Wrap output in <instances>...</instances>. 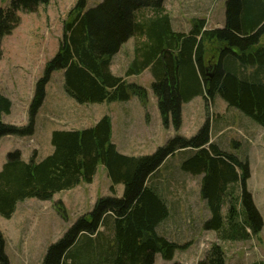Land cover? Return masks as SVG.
Masks as SVG:
<instances>
[{"label": "trees", "instance_id": "1", "mask_svg": "<svg viewBox=\"0 0 264 264\" xmlns=\"http://www.w3.org/2000/svg\"><path fill=\"white\" fill-rule=\"evenodd\" d=\"M50 1L12 0L9 7H0V57L2 39L21 23L20 13L35 11ZM163 4L164 0H103L88 7L87 0H78L64 20L56 55L36 82L28 124L3 120L13 102L2 92L0 81V138L35 133L47 85L60 69L66 94L77 103L138 97L147 109V88L129 77L149 68L166 125L173 123L179 129L182 105L202 94L206 101L221 97L264 127V0H226L222 27L207 29L205 19L198 18L187 33L173 29ZM145 9L155 14L144 17L140 12ZM132 37L139 39L135 55L124 73L116 74L111 69L113 59ZM112 133V117L106 113L89 127L54 130L53 151L41 159L36 151L29 160L21 149L8 152L0 170V214L4 217H12L18 203L27 198L48 200L82 182L92 183L99 164L112 182L113 194L99 196L89 212L52 242L42 264H155L157 254L173 260L182 245L158 231L170 217V206L159 185L149 179L170 155L187 149L192 151L182 169L202 175L200 193L211 212L204 228L217 231L224 240L248 239L262 229L261 214L247 188L249 159L212 139L210 118L195 135L176 134L150 154L121 152ZM121 183L124 192L117 196L116 186ZM63 204L56 203L59 213H65ZM5 247L0 231V264H10ZM197 264H228L224 248L212 245Z\"/></svg>", "mask_w": 264, "mask_h": 264}, {"label": "rangeland", "instance_id": "2", "mask_svg": "<svg viewBox=\"0 0 264 264\" xmlns=\"http://www.w3.org/2000/svg\"><path fill=\"white\" fill-rule=\"evenodd\" d=\"M11 1L0 0V7H9ZM77 1L51 0L48 4H41L35 11L21 12V23L2 39L1 89L13 102L11 113L3 116L5 122L28 124V110L36 82L43 75L47 61L56 55L63 39L64 20ZM101 1L87 0V6H96ZM163 6L171 17L173 29L179 32H189L193 20L198 18L205 19L207 29L222 27L226 21V0H164ZM140 13L144 17L155 14L151 9ZM136 43H139V39L132 37L123 44L116 57V73L123 68L124 63L127 67L133 59ZM154 80L150 69L130 80L147 88V109L138 97L112 105L108 102L81 104L75 100L73 103L69 98L68 103L64 70L54 71L46 88L47 99L36 117L35 133L0 138V170L9 151L21 149L26 160L36 151L37 158L41 159L52 152L53 146L49 142L52 129L89 127L96 117L101 118L108 111L114 117L116 141L123 149L129 147L127 152L136 155L153 153L176 134L191 137L210 118L212 139L223 148L249 159L247 188L261 214L262 229L259 233H251L248 239L238 240H224L217 231L205 229L204 222L211 212L200 193L202 175L182 169V162L190 155L191 149L177 151L164 161L149 182L159 185L170 206V217L159 225L158 231L182 247L171 261L157 254L155 264H197L206 257L214 244L224 248L228 264H264V127L242 115L238 109L229 107L221 97L206 101L202 94L191 103L182 105V126L179 129L173 123L166 125L158 107L159 98L154 93ZM59 104L64 107V112L54 109ZM125 108L131 109V123L126 122ZM71 117H81L82 120L76 122ZM111 184L104 165L99 164L92 183L82 182L72 189L55 193L48 200L27 198L18 203L16 212L10 218L0 214V231L6 240L5 250L10 264H42L52 242L62 237L80 215L89 212L99 196L113 194ZM116 190L117 196H122L124 184H118ZM58 201L64 203L65 213H59L56 205ZM227 207L226 204L223 208L224 214Z\"/></svg>", "mask_w": 264, "mask_h": 264}, {"label": "crops", "instance_id": "3", "mask_svg": "<svg viewBox=\"0 0 264 264\" xmlns=\"http://www.w3.org/2000/svg\"><path fill=\"white\" fill-rule=\"evenodd\" d=\"M120 53V52H119ZM119 53L117 54V55H119ZM117 55L114 57V59H113V64H112V66H111V68H112V71L114 72V73H116V70H115V63H116V57H117ZM126 66H125V63L123 64V68H121V70L118 72V73H116V74H120V75H122L123 73H124V71H125V68ZM149 71V68L148 69H146L145 71H143L141 74H143V73H145V72H148ZM141 74H139V75H141ZM136 76V75H135ZM135 76H131V77H129V80H131V78H133V77H135ZM67 97V101H68V103H70V101H69V99L74 103V99H72V98H70L68 95L66 96ZM69 98V99H68ZM135 97H132L131 99L133 100ZM196 98V97H195ZM195 98L194 99H192L189 103H191L193 100H195ZM46 99H47V97H46ZM130 99V100H131ZM141 102V101H140ZM116 102H114V103H110L111 105L112 104H115ZM119 103V102H118ZM142 104V103H141ZM184 104H186V103H184ZM143 105V104H142ZM142 105H141V107H142ZM54 109L55 110H57L58 112H64V107H62L60 104L59 105H55V107H54ZM140 109L141 108H139L138 109V111H140ZM12 111V110H11ZM125 112H126V117H127V119H126V122L127 123H131L132 121H133V119L131 118V109L130 108H125ZM111 117H112V124H113V133H112V140L116 143V145H117V147H118V149L121 151V152H123V153H126V154H134V153H130V152H127L126 150L129 148V147H127V149H123L122 147H120V145H119V143L116 141V131H115V122H114V117H113V115H112V113L110 112V111H108L107 112ZM138 113V112H137ZM72 119L71 120H73V121H76V122H78V121H81L82 119H81V117H71ZM100 118L99 117H96L94 120V123L93 124H95L98 120H99ZM142 121V120H141ZM149 122V121H148ZM55 129H52L51 130V133L54 131ZM51 136H52V134H50V136H49V142H50V144H51ZM51 150L53 151V148H51ZM135 153H137V152H135Z\"/></svg>", "mask_w": 264, "mask_h": 264}]
</instances>
